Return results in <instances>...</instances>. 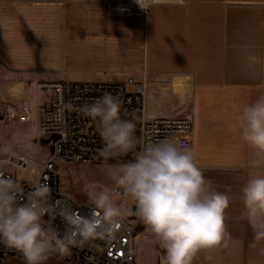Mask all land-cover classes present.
<instances>
[{"label":"crops","instance_id":"obj_1","mask_svg":"<svg viewBox=\"0 0 264 264\" xmlns=\"http://www.w3.org/2000/svg\"><path fill=\"white\" fill-rule=\"evenodd\" d=\"M144 82L150 117H189L196 163L229 197L226 246L196 264H264L250 247L242 187L264 167L236 117L264 95V0H160L146 17L109 16L96 0H0V95L45 82ZM183 83V85L181 84ZM182 85L175 95L171 87ZM23 96H20L22 99ZM189 105L183 116L176 107ZM16 126L20 124H14ZM2 127L3 125L0 124ZM9 264H24L11 260ZM46 264H66L49 258Z\"/></svg>","mask_w":264,"mask_h":264},{"label":"clouds","instance_id":"obj_2","mask_svg":"<svg viewBox=\"0 0 264 264\" xmlns=\"http://www.w3.org/2000/svg\"><path fill=\"white\" fill-rule=\"evenodd\" d=\"M137 3L145 9L144 0ZM67 107L74 108L71 103ZM75 110L98 121L103 144L98 156L109 179L135 204V215L152 242L164 250L160 264H193L201 251L226 246L229 197L205 178L191 148L170 138L142 144L135 136L136 123L122 119L119 99L110 93ZM236 122L241 139L253 149L250 168L264 167V95L245 106ZM42 131L33 125L0 138V168L18 153L34 160L40 151L34 141ZM129 153L130 161L107 163ZM241 192L244 216L253 232L249 246L257 248L264 242V175L250 176ZM87 196L91 211L85 216L62 200L53 201L47 183H36L24 194L21 184L0 170V244L21 253L25 264H46L54 254H70L72 247L114 239L125 209L110 188L89 191ZM57 217L64 223L63 233L52 223ZM259 254L264 255V247Z\"/></svg>","mask_w":264,"mask_h":264},{"label":"built area","instance_id":"obj_3","mask_svg":"<svg viewBox=\"0 0 264 264\" xmlns=\"http://www.w3.org/2000/svg\"><path fill=\"white\" fill-rule=\"evenodd\" d=\"M105 5L109 16L118 18L146 17L151 6L160 0H144L145 9L137 0H96ZM34 97L0 112V124H30L42 129L37 142L47 141V156L38 160H26L17 154L9 163L0 168L6 176H12L21 184L24 194L32 190L36 183H47L52 189V199L62 200L71 205L81 215L87 216L90 203L74 200L60 183V166L67 165H105L97 150L103 144L98 132V121L78 113L75 108L90 104L105 93L117 97L121 104L122 119H133L136 123L135 136L142 144L174 139L187 147H192V120L189 117H150L145 109L144 82L132 77L120 82H45L34 81ZM71 103L74 108H68ZM56 137V140H54ZM140 145L138 144L137 150ZM132 153L118 159H109L108 164L127 162ZM113 198L122 207L126 196L122 191L111 189ZM127 214L118 226L116 236L110 241L97 239L90 244L72 247L70 254H54L50 258L66 264H139L132 243L135 236V221ZM45 221L48 217H44ZM53 225L64 232V223L57 217ZM159 257V264H160ZM16 260L25 264L21 253L0 244V264Z\"/></svg>","mask_w":264,"mask_h":264},{"label":"rangeland","instance_id":"obj_4","mask_svg":"<svg viewBox=\"0 0 264 264\" xmlns=\"http://www.w3.org/2000/svg\"><path fill=\"white\" fill-rule=\"evenodd\" d=\"M183 85V83L181 82ZM182 85L171 87V92L175 95L181 94L183 89ZM33 93L26 94L24 90L18 89L17 87L10 90L11 99H6L0 95V112L11 106H17L23 101H31L34 97V83L32 85ZM20 96H23L20 99ZM189 111V105H181L176 107V113L179 116L187 114ZM31 125L21 124H7L0 126V138H8L10 135L18 130H24ZM192 142V137H191ZM47 156V144L43 145L40 149V154L38 160H42ZM117 163L109 164L114 165ZM106 165L92 164V165H65L60 166V183L61 187L71 195V197L79 202H88L87 193L89 191H98L104 188L117 189L118 187L109 179L106 174ZM114 199V198H113ZM116 201V199H114ZM117 202V201H116ZM135 204L130 198L126 197V205L123 207L125 209V217L127 214H131L132 207ZM124 217V218H125ZM135 236L132 243V248L136 255V259L139 264H159V257L164 254V250L161 249L157 244L152 242L150 234L145 230L144 224L137 218L135 220ZM193 264H196L193 262Z\"/></svg>","mask_w":264,"mask_h":264},{"label":"water","instance_id":"obj_5","mask_svg":"<svg viewBox=\"0 0 264 264\" xmlns=\"http://www.w3.org/2000/svg\"><path fill=\"white\" fill-rule=\"evenodd\" d=\"M54 140H56V137H54ZM40 143H41L42 145H46V144H47V141H46V140H40ZM128 219H129V220H133V221H135V220L137 219V217H136V215H135V206L132 207V209H131V214H130V216H129Z\"/></svg>","mask_w":264,"mask_h":264}]
</instances>
